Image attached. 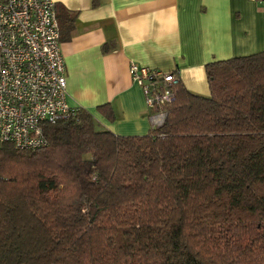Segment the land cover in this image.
I'll list each match as a JSON object with an SVG mask.
<instances>
[{
	"label": "trees",
	"instance_id": "16d2710c",
	"mask_svg": "<svg viewBox=\"0 0 264 264\" xmlns=\"http://www.w3.org/2000/svg\"><path fill=\"white\" fill-rule=\"evenodd\" d=\"M205 74L209 95L178 81L146 134L71 107L42 124L44 147L3 144L0 264H264V50Z\"/></svg>",
	"mask_w": 264,
	"mask_h": 264
},
{
	"label": "crops",
	"instance_id": "0c3cea01",
	"mask_svg": "<svg viewBox=\"0 0 264 264\" xmlns=\"http://www.w3.org/2000/svg\"><path fill=\"white\" fill-rule=\"evenodd\" d=\"M52 1L56 12L75 17L60 41L68 105L118 135H143L152 126L129 63L172 72L185 89L208 96V62L264 50V1ZM102 105L110 106L112 120L98 110Z\"/></svg>",
	"mask_w": 264,
	"mask_h": 264
},
{
	"label": "built area",
	"instance_id": "2783aa9c",
	"mask_svg": "<svg viewBox=\"0 0 264 264\" xmlns=\"http://www.w3.org/2000/svg\"><path fill=\"white\" fill-rule=\"evenodd\" d=\"M59 37L52 0H0V148L44 147L42 124L70 111ZM128 72L143 91L152 126L161 125L177 78L133 62Z\"/></svg>",
	"mask_w": 264,
	"mask_h": 264
},
{
	"label": "rangeland",
	"instance_id": "374dc122",
	"mask_svg": "<svg viewBox=\"0 0 264 264\" xmlns=\"http://www.w3.org/2000/svg\"><path fill=\"white\" fill-rule=\"evenodd\" d=\"M59 39H60V37H59ZM59 51H60V42H59Z\"/></svg>",
	"mask_w": 264,
	"mask_h": 264
}]
</instances>
